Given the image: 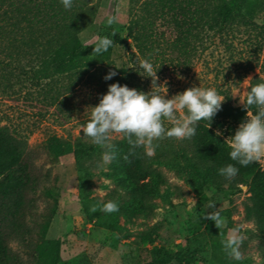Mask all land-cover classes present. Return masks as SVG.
<instances>
[{"label": "rangeland", "instance_id": "1", "mask_svg": "<svg viewBox=\"0 0 264 264\" xmlns=\"http://www.w3.org/2000/svg\"><path fill=\"white\" fill-rule=\"evenodd\" d=\"M82 1L86 23L77 34L80 42L94 43L104 36L106 17L116 15L112 30L136 55L140 40L126 36L128 32L142 35V59L150 60L157 70L161 95L171 98L192 86L213 87L223 90L232 105H240L249 80H264V38L259 40L246 25L237 23L219 33L203 31L185 53L173 44L175 31L153 14L155 0ZM246 5L252 20L264 24V0H249ZM42 56L41 51L0 52V131L13 138L21 152L17 165L24 166L22 181H17V165L0 174V186L12 179L7 196L0 193V264L33 263L31 251L47 215L44 235L57 240L58 264L145 263L154 258L156 249L161 257L163 251L171 254L160 264H264V220L252 211L254 198L248 184L216 174L198 155L193 137L161 140L151 158L141 149L148 175L136 189L116 177L112 162L99 166L104 150L85 138L81 129L108 85L119 83L118 68L125 60L121 48L113 51L110 61L81 75L57 74L34 85L29 70L39 65ZM109 70L117 75L105 80ZM151 87V78L142 76V91ZM184 114L185 110H178V117ZM49 134L86 140L93 148L86 149L82 167L71 153L47 154L43 141ZM221 139L228 146L230 135L221 133ZM255 163L264 169V159ZM209 199L222 210L221 229L202 217L211 211ZM109 200L119 202L118 212L89 211L91 205ZM234 230L244 237L239 261L230 259L221 244Z\"/></svg>", "mask_w": 264, "mask_h": 264}, {"label": "trees", "instance_id": "2", "mask_svg": "<svg viewBox=\"0 0 264 264\" xmlns=\"http://www.w3.org/2000/svg\"><path fill=\"white\" fill-rule=\"evenodd\" d=\"M249 0H155L154 12L165 20L172 30L175 31L174 45L179 46L185 53L190 45L198 42L203 31L211 33L226 32L231 30L232 25L241 23L259 36L264 38V24H257L252 20V12L246 5ZM86 23L84 2L74 0L70 10H66L60 0H0V52L7 49L22 50L26 53L37 54L42 52L39 65L30 68L29 79L34 85H38L43 79L51 80L57 74L81 75L91 67L101 62L110 61L111 55L116 48L123 50L125 60L118 68L119 83L142 91V69L139 62L142 60V35L128 32L127 37L132 41L140 40L136 47L137 55L131 52L126 39L117 32L112 37L113 46L101 55L93 53V46L83 44L77 34ZM130 25L128 31L130 30ZM112 28L108 27L105 35H110ZM104 35V36H105ZM102 37V35H100ZM85 45H88L85 47ZM157 54L154 56L156 57ZM4 67L8 68V64ZM20 68V67H19ZM19 70L22 71L20 68ZM24 72V71H23ZM264 80L251 78L246 89ZM225 98L222 109L216 114L208 128V121H200L196 126V134L193 143L202 160L211 164V168L218 174V169L229 163L235 164L239 169L234 178L237 183L248 184L253 195L252 210L256 217L264 220V169L260 170L257 164L241 166L232 161L229 156V147L221 139V133L230 136L238 127L239 123L246 118V109L240 105H232L229 96L223 90H217ZM246 95V93H245ZM255 114V107L249 109ZM171 123L165 120V127H171ZM1 130V128H0ZM220 135H217V132ZM86 140L75 139L74 141L60 138L55 134H49L43 141L47 154L59 157L71 153L78 167H82L83 155H88L86 149H92ZM116 146L117 158L112 161L116 177L124 182L127 188L136 189L142 187L140 180L147 176V170L142 159L141 149H137L136 156H129L130 163L124 159L128 155L129 145L126 139L113 140ZM159 149L161 140L156 141ZM161 153V152H160ZM21 152L13 144V138L6 132L0 131V174H8L15 170L20 160ZM123 161L127 163L124 165ZM24 166L17 165V181H22L21 171ZM12 179H6L4 186H0L2 196H7L11 191ZM16 183V182H15ZM145 185V183H143ZM142 190V188H141ZM49 215L39 228L37 241L34 243L31 255L32 264H58L57 240L45 238ZM107 229H112L108 224ZM152 260L145 263L132 264H160L171 258V254L163 251V257L159 250ZM4 264V263H3Z\"/></svg>", "mask_w": 264, "mask_h": 264}, {"label": "clouds", "instance_id": "3", "mask_svg": "<svg viewBox=\"0 0 264 264\" xmlns=\"http://www.w3.org/2000/svg\"><path fill=\"white\" fill-rule=\"evenodd\" d=\"M66 10H70L74 0H60ZM117 16L108 15L106 26L112 28L116 24ZM117 33L115 29L110 35L96 39L93 53L101 55L107 52L114 44L112 39ZM88 45H85V47ZM139 67L143 70L142 76L151 78V90L148 92L129 87L127 84L111 83L106 93L100 95L99 102L91 106L90 118L82 126V134L92 144L99 146L104 151L101 163L103 167L117 158L114 137L119 136L127 140L129 145L128 155L124 156L127 162L129 156H136L137 149H143L144 155L151 158L159 146L156 141L175 139L178 141L190 140L196 134V126L202 120L208 121V128L216 114L222 109L225 100L213 87L192 86L168 98L161 95L157 85V70L148 59H142ZM117 75L115 70H109L104 76L110 80ZM242 106L246 109V118L236 128L234 135L228 140L229 156L241 166L264 159V82L250 86L246 95L240 98ZM255 107V114L249 109ZM185 110L183 116L178 117V110ZM165 120L171 127H165ZM220 135L218 131L216 133ZM239 173L235 164L229 163L218 169V174L226 180L234 179ZM203 219L214 222L218 229L224 226L221 209L216 207V202L209 199ZM90 212L102 211L111 214L119 211V202L109 200L93 204ZM244 237L234 230L232 234L221 240L223 250L230 259H243L240 251Z\"/></svg>", "mask_w": 264, "mask_h": 264}]
</instances>
